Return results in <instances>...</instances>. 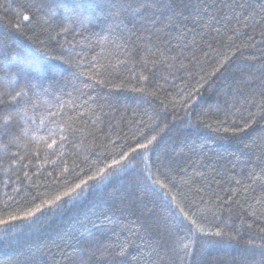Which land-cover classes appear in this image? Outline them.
Wrapping results in <instances>:
<instances>
[{
	"label": "trees",
	"instance_id": "16d2710c",
	"mask_svg": "<svg viewBox=\"0 0 264 264\" xmlns=\"http://www.w3.org/2000/svg\"><path fill=\"white\" fill-rule=\"evenodd\" d=\"M229 2L71 0L73 5L94 6L98 19L87 31L74 26L65 33L64 17L73 13L63 7L64 0H0V92L16 87L5 72H26L30 63L66 69L58 89L40 100L21 98L19 112L0 114V147L13 141L7 151L25 157L15 175L14 169L0 167V203L2 193L15 195L13 186L21 189L18 199L24 204H31L33 196L48 199L77 180L75 165L79 176L87 178L100 159H118L122 150L142 140L143 132L157 135L149 156L155 178L163 179L160 172H166L173 178L169 188L177 203L195 201L201 209L210 208L207 223L198 221L200 227L223 233L201 236L195 244L186 239L190 254L178 255L179 246L168 232L173 221L166 199L145 193L137 182L138 169L129 168L31 226L14 222L12 233L0 241V264H264V112L257 108L264 99V19L233 18L225 26L223 17L231 14L224 5ZM247 2L258 11L264 0ZM207 5L211 7L204 12ZM197 6L205 19L215 14L219 22L212 21L207 29L193 23L190 13ZM19 13L28 14L31 21ZM233 28L239 34L229 40ZM101 36L117 44L126 41L131 55L118 47H98ZM161 53L178 56L192 68L191 74L168 67ZM192 55L196 59L190 63L185 57ZM229 57L220 72L209 75L218 61ZM94 60L110 73L96 77L103 84L89 79ZM77 61L84 67L78 68ZM79 72L84 75L73 79ZM52 75L47 74L46 82ZM201 76L211 83L187 108L183 97L199 87ZM83 94L89 100L81 108ZM33 104L40 106L32 111ZM23 105L28 120L22 119ZM5 120L10 128L4 127ZM69 121L76 135L61 149L56 133ZM246 123L252 126L240 131ZM25 124L31 135L14 141ZM53 139L57 143L49 148ZM16 175L21 182L13 185Z\"/></svg>",
	"mask_w": 264,
	"mask_h": 264
},
{
	"label": "snow or ice",
	"instance_id": "6c2138e0",
	"mask_svg": "<svg viewBox=\"0 0 264 264\" xmlns=\"http://www.w3.org/2000/svg\"><path fill=\"white\" fill-rule=\"evenodd\" d=\"M127 2V0H125ZM115 6V3H114ZM187 6V5H185ZM29 9L35 7L34 5H28ZM63 7L68 9L72 15L65 16V23L61 26L62 32H69L75 27H80L84 31H87L91 27L96 25L98 17L95 15L94 6L88 3H80L77 5H73L71 0H64ZM123 5H121V8ZM207 7H211V5H207L203 11H207ZM224 7L228 10L231 15H225L223 17L225 21V26L230 22L233 18L238 21L243 20H255L256 16H260L261 19H264V3L259 5V10L255 9V6L248 3L247 0H230L229 3H226ZM249 9H252L251 11ZM24 21H31V17L26 13H19ZM190 16L192 18L193 23H199L202 29H207L212 21H217V16L215 14H208L207 19H205L202 14L201 7L197 6L191 13ZM166 19H168L166 17ZM188 16H182V20H188ZM259 23V21H256ZM19 24L16 25L19 28ZM249 25L245 23V27ZM232 36H229L228 39L232 40L233 36L239 34L238 28H233ZM126 41L124 43L117 44L115 41H112L108 37L101 36L97 41L98 47H118L123 49L125 55L130 56L131 52L125 47ZM188 44H184L183 48H189ZM183 48L181 49L180 55L183 53ZM211 48V45H209ZM159 51V49H157ZM155 54V53H154ZM71 55V54H70ZM204 56H208V52H203ZM162 58V62L165 63L168 67L176 68L178 66V70H182L186 74H191L192 68L185 65L182 60L178 58V56L174 57H164L163 53L160 54ZM186 59L195 60V55H192L190 58L185 57ZM83 57L81 56V60ZM228 59L220 60L217 62L218 66H213V71L209 73L210 76H215L225 65L228 63ZM76 66L78 68H83L84 65L80 62H76ZM147 67V65H145ZM90 70L94 73L89 76V79L95 81L96 83L103 84L104 81L96 80L97 76H101L107 73V69L104 71L100 70V66L98 61H92ZM66 69H61L58 66H42L36 63H30L28 65V71H23L20 74L16 73H8L5 72L4 75L8 77L12 84L16 85L11 91L5 89V91L0 92V114L7 112V110L11 109L13 111L19 112L21 107V98L27 101L29 99L40 100L41 97L48 93L50 90L58 89L59 86L63 83L64 77L61 74ZM151 71V69H149ZM48 73H52L51 82H46L45 77ZM110 74V73H107ZM84 75L83 72L73 73V79H78L80 76ZM143 79L147 80L148 77L145 76ZM199 87L194 88L193 90L187 93L186 97H183V104L187 108H191L192 103L199 100L203 95L201 89H205V85H210V80H205L203 76L199 77L197 80ZM139 91H143V89H138ZM206 90V89H205ZM31 93V97L29 94ZM83 102L79 105V107L84 108L88 106L89 97L86 94H83ZM80 99V97H77ZM45 105L47 101L43 102ZM40 105L33 104L32 111H35L37 107ZM24 112L22 119H29V110L26 105H23ZM257 108L260 111L264 112V99L261 100L259 104H257ZM52 116L57 115V113H49ZM80 116H84V113H80ZM90 118V117H88ZM99 119V117H97ZM34 122V121H33ZM254 122V121H253ZM5 128L11 127V122L5 120L4 122ZM252 126V123L244 124L239 130L244 131ZM39 126H37L38 129ZM228 131V129H224ZM31 131L27 125L25 124L20 128L19 136H14V141H19L22 136L31 135ZM63 135H60V133ZM59 136L61 143L59 147L62 149L64 146V142L68 141L70 137H74L76 135V129L74 127V123L69 121L66 123L65 128L60 129L59 132L56 133ZM142 137V140L136 143V145L130 146L127 151L122 150L118 159H113L110 163L106 162L104 159H100L99 163L96 165L95 171L92 174L87 175V178H83L79 176V165H75V170L77 171L78 178L75 182L68 181L63 190L52 194L48 199H41L40 197H32L31 204H24L18 196L21 192L19 187L13 186L11 190L15 193V195L9 196L6 192L2 193L5 197L4 201L0 203V214H7V218H0V241H5L6 237L12 233L11 225L16 221H27L29 222V226L35 224L41 216L54 215L59 212L65 203L71 200L79 199L88 189L93 188L96 183L104 184L109 178L114 176H120L122 172L131 168L133 171H137V182L142 186L145 193H152L161 199H166L168 206V215L172 218L173 223L169 225L168 232L174 240L176 241L178 247L177 249H173V251L184 252V255L190 254L191 249L189 248V243L195 244L197 239L201 236L207 235H215L221 236L223 233L220 230L215 232H205L201 227L198 221H203L207 223V213L211 211L210 208L201 209L199 205L196 204L195 201L185 202L184 206H181L180 203H177L176 198L171 196L172 189L169 188V184L173 182V178L170 177L166 172H160V169L157 168V172H160V175L163 176V179L155 178L154 173L151 170L149 156L154 154L152 150V146L154 142L157 140V135H146L141 132L139 134ZM10 141L8 143H12ZM8 143L4 144L0 147V167L7 166L9 168L14 169V175L16 171L20 169L18 166L25 159L24 156H19L18 153H9L7 151ZM57 141L55 139L52 140V143L49 144V148H52ZM135 153V156L132 154ZM27 155V154H26ZM132 156V159L129 157ZM133 159L139 160L144 165L143 167H139L138 165L133 164ZM55 163V162H53ZM27 171H24V176H27ZM10 179V178H9ZM167 181V183L165 182ZM21 182V177L16 175L15 181H13V185H17ZM8 181L5 180V187H8ZM175 185L173 184V187ZM202 199V198H201ZM38 201V202H37ZM260 201H258L259 203ZM13 209L12 211H9ZM187 209V210H186ZM261 254L264 255V243L260 245ZM187 249L188 251H184ZM182 259V257H181Z\"/></svg>",
	"mask_w": 264,
	"mask_h": 264
}]
</instances>
